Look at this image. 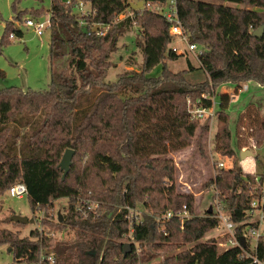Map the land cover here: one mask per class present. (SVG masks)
Instances as JSON below:
<instances>
[{"label": "trees", "instance_id": "16d2710c", "mask_svg": "<svg viewBox=\"0 0 264 264\" xmlns=\"http://www.w3.org/2000/svg\"><path fill=\"white\" fill-rule=\"evenodd\" d=\"M21 1L11 2L12 20L3 28L0 46L7 43L11 33L22 37L15 22L23 16L37 20L43 14L44 0H31L36 8L23 11L17 7ZM171 1L143 0L141 10H131L127 0H71L70 4L49 0V57L58 65L51 64L47 89L0 90V197L13 185L23 183L31 211L42 216L38 222L42 231L32 230L26 238L0 229V245H7L12 261L26 257L27 263H32L42 253L51 255L52 264H249L239 248L219 253L213 240L201 242L219 220L206 211L202 217L181 221L177 215L183 206L192 215L193 198L176 193L173 184H163L172 182L174 174L166 156L190 146L200 126L199 121L188 119L186 99L194 101L208 89L207 82L195 85L186 80V74L195 71L189 63L180 73L166 68V62L180 56L170 50L166 21L149 7L165 8ZM77 2L88 6L91 13L79 15L74 8ZM174 2L188 43L203 48L197 69L205 72L213 88L248 82L264 85V0ZM119 15L124 18L118 20ZM80 20L87 25L80 26ZM94 24L107 26L103 36L87 35ZM132 27L142 32L134 42L141 56L138 69L106 82L117 37ZM259 28L262 33L255 38L253 32ZM127 65L132 67L134 61ZM158 66L159 74L151 76ZM228 103L227 94L218 95L216 118L222 126L213 139L214 149L226 156L233 154L224 112ZM210 105L203 101V106ZM258 124L251 132L256 146L264 141V137L258 139L264 131V118ZM207 127L201 125L197 139L200 155V136ZM66 149L74 155L61 180L58 163ZM78 157L84 162L75 173L73 161ZM263 183V175L243 174L234 168L219 170L204 185L219 192L218 200L235 225L237 238L248 225L249 204L259 197L256 189ZM60 199L65 200L61 223L56 215L48 216ZM80 199L98 203L97 215L84 219L76 211ZM137 207L147 212H142L139 221L132 220L131 252L123 256V244L128 242L127 210ZM167 212L172 217L165 220ZM62 230L70 231L69 239L45 235ZM132 243L139 246V256L134 254ZM183 245L190 247L172 250ZM255 254L264 259V232L256 242Z\"/></svg>", "mask_w": 264, "mask_h": 264}, {"label": "rangeland", "instance_id": "374dc122", "mask_svg": "<svg viewBox=\"0 0 264 264\" xmlns=\"http://www.w3.org/2000/svg\"><path fill=\"white\" fill-rule=\"evenodd\" d=\"M62 1L67 2L69 0ZM127 1L132 4L143 2V0ZM11 2L12 0H0V39L5 24L12 20ZM224 5L238 9L249 8L244 5L235 6L234 4L228 3H224ZM17 7L18 10L23 11L35 9L36 5L31 0H22ZM42 7L43 14L37 18V21L39 22H43L49 17L47 12L49 8V0H44ZM142 7L143 4L137 10H141ZM149 8L151 9V6ZM262 12H264V9ZM26 19L31 18L28 15H25L21 21L15 22V27H19L22 31V37L8 39L7 43L0 46V71L3 74V76L0 77V90L14 87L22 90L29 89L33 91H44L47 89L50 81L51 64L58 65V62L52 61L49 57L48 29L44 30L41 36H37L32 28L23 25ZM119 19H122V16ZM137 30V27H132L131 30L126 31L117 37L116 50L110 56V62L113 66L107 71L105 76L106 82H114L118 75H121L126 71L138 69L137 66L141 61V56L138 49H136L134 42L142 32H137ZM175 41L176 40H173V43H175L174 45L178 48L183 47L182 45H177V41ZM196 48L197 51H201L202 54V46L196 44ZM198 59V54L195 53L194 55H180L178 60L174 62H166V68L171 73L185 71L187 69V63L195 68V71H190L186 74V80L195 85L207 82L208 89L202 94H207L211 97L215 104L214 117L211 120L208 118L207 120L204 119L197 122L200 126L198 127L197 125L190 146L183 150L169 153L166 156V158L171 160L173 164L174 174L172 182L164 181L163 184H173L176 193L192 196L193 213L191 216L189 215L188 218L202 217L208 207L212 205V201L215 200V198H218L219 192L217 190L213 191L211 186L204 187V185L208 184L209 180L213 179L215 173L219 170L227 171L238 168L243 174H247L245 165L249 162V164H253L254 168V172L249 174L264 176V141L262 143L261 140L258 144L260 146H256V140L251 137V132L259 127L258 123L264 118V85H257L253 82H248L246 84L241 83L237 87L221 85L215 89L208 80L205 72L197 69L200 68ZM130 60L134 61L132 67H128L127 65ZM158 74L159 66L154 68L150 73L151 76H157ZM243 84L246 86V89L241 90V92L237 94L238 88L240 89ZM225 90L229 91V93H227L229 104L224 112L227 114V128L231 134L230 146L233 154L230 156L222 155L220 151L215 150L213 147L215 133L217 129L222 126L216 118L217 97ZM232 95H236L233 100L231 99ZM242 109H244V111L242 114H239ZM201 125H208L206 131H203L200 136L199 141L203 155H200L196 145L197 139H199ZM262 137H264V131H262V136L258 139H261ZM241 151H249L252 155L240 159L239 155ZM83 162L84 158L81 159L80 157L73 161L75 173L81 169ZM219 163L224 164V168H217ZM70 181H72V177H70ZM257 187L258 186H256V188ZM256 188L254 187V189ZM256 191H258V193L263 191L264 194V184L260 185ZM64 207L65 200H58L48 211V216L55 218L57 212L63 215L65 211ZM116 208L119 210L121 209V206H116L115 209ZM135 210L138 212L137 219L139 220L142 212H147L138 207ZM13 216L26 218L28 223L23 226H13L8 221ZM41 217V212L31 211L26 196L16 198L11 194V190H8L0 197V229H8L12 232H17L20 238H26L30 231L40 228L39 220H41ZM261 227V230L264 232V222ZM62 231L63 232L61 233L54 231L56 232L54 239L66 240L70 238L71 234H68L70 232L69 230ZM228 236L229 235L226 234L222 228H218L207 231L202 237L201 242L213 240L217 251L221 253L228 246ZM252 242L251 245L253 244ZM188 247H190V245H183L177 249L172 248V250L180 252ZM157 260H161V258H158ZM10 263H12V256L9 248L7 245H0V264Z\"/></svg>", "mask_w": 264, "mask_h": 264}, {"label": "built area", "instance_id": "2783aa9c", "mask_svg": "<svg viewBox=\"0 0 264 264\" xmlns=\"http://www.w3.org/2000/svg\"><path fill=\"white\" fill-rule=\"evenodd\" d=\"M71 0L64 2L65 4H70ZM75 10L79 13L81 16H88L91 11L89 10L88 6H86L82 2H77L74 6ZM152 12L159 14L167 23L168 25V35L171 38V46L170 50L175 53L176 55H186V54H198V58L201 55V51H197L195 44H190L187 41V38L182 31L181 24L178 18L177 9L175 6L174 0L170 2V4L163 8L161 6H154L150 9ZM122 16V19L124 18L123 15L118 16V20ZM130 16V14H129ZM49 17L47 20L43 22H39L37 20L33 19H26L23 23L25 27L32 28L37 36H41L44 32V30L49 28ZM80 26H86L87 24L85 21L80 20L79 21ZM107 31V26H101L98 24H94L91 29L87 31V35H91L93 33L97 37H101L105 34ZM9 39L14 38L13 33H11L8 37ZM173 40L177 41V45H182V48H178L175 43H173ZM175 41V42H176ZM199 61V59H198ZM246 86L243 84L240 88L241 90H245ZM209 101L211 102V105L209 107L203 106V101ZM186 112L188 115V119L190 121H201L206 118H209L210 120L214 117V107L215 104L212 101V98L209 97L207 94H202L199 98H196L194 101L187 98L186 99ZM224 164L219 163L217 165V168L221 169L224 168ZM254 180L257 182V177L254 178ZM264 184V183H263ZM263 184H259L263 185ZM11 194L16 198H22L27 195V189L23 183H17L11 187ZM76 211H78L84 219H86L89 215L96 216L99 205L96 202L89 201V200H77L76 201ZM222 204L218 200V198H215V200L212 201L211 205V213L214 214V216L219 220V225L215 228H222L226 234H228V246L225 250L229 248H239L241 250V257L246 258L249 260V264H264V259H259L255 254L256 249V242L258 238L263 234L262 224L264 222V194L263 191L260 192L259 197L257 199H253L249 204V209L247 211L248 222H246L248 225L244 226L243 234L240 236L244 240V247L241 246L239 242V238L236 237L235 234V225L230 221L229 216L223 212ZM138 212L135 209H128L127 210V216L126 219L128 221V233L125 236L128 240V244H131L133 242L132 232H133V222L132 220H137ZM181 221L188 218V214L186 211V207H182V212L177 215ZM172 217L171 212H167L163 219L168 220ZM139 221V219H138ZM136 221V222H138ZM249 223H255L256 227H250ZM41 232L42 230L39 229ZM45 235L50 238H55L56 232L54 231H47L45 232ZM253 241V242H252ZM251 242L253 243L251 245ZM246 244L249 245V250L246 249ZM135 248L134 254L139 256L140 248L136 244H133ZM224 250V251H225ZM14 264H52L53 259L51 255H44L40 253L39 258L37 261H34L32 263H27L26 257L18 259L16 261H12Z\"/></svg>", "mask_w": 264, "mask_h": 264}, {"label": "water", "instance_id": "95a60500", "mask_svg": "<svg viewBox=\"0 0 264 264\" xmlns=\"http://www.w3.org/2000/svg\"><path fill=\"white\" fill-rule=\"evenodd\" d=\"M142 4H143V2H138L136 4L128 3L129 8L131 10H137L140 6H142ZM261 33H262V28H259L253 32V36L255 38H259ZM73 155H74V152L72 150L66 149L61 156V159L58 163V168L62 171L61 180H64L66 174L69 171ZM251 155H252V153L249 151H241L239 158L244 159L246 156H251ZM207 214H211V206L208 207ZM56 217H57V221L59 223H61L62 222V216L59 212L56 213ZM10 220L13 223H18V224H22V225H26L28 223L26 218H22V217H18V216H13ZM239 242H240L241 246L244 247V240L242 237L239 238ZM130 252H131V245L128 243L123 244V247H122L123 256L128 255Z\"/></svg>", "mask_w": 264, "mask_h": 264}, {"label": "crops", "instance_id": "0c3cea01", "mask_svg": "<svg viewBox=\"0 0 264 264\" xmlns=\"http://www.w3.org/2000/svg\"><path fill=\"white\" fill-rule=\"evenodd\" d=\"M237 92H238L237 94H239V93L241 92L239 88H238ZM222 93L227 94V93H229V91L225 90V91H223ZM234 97H236V95H232L231 99L233 100ZM228 104H229V103H228ZM243 111H244V109H242V110L239 112V114H242ZM245 168H246V171H247L246 173H247V174L254 172V171H253V170H254V168H253V164L251 165V164H249V162L246 163Z\"/></svg>", "mask_w": 264, "mask_h": 264}]
</instances>
